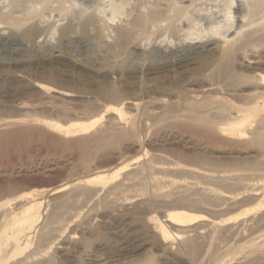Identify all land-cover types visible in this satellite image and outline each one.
Returning <instances> with one entry per match:
<instances>
[{"label":"rangeland","instance_id":"obj_1","mask_svg":"<svg viewBox=\"0 0 264 264\" xmlns=\"http://www.w3.org/2000/svg\"><path fill=\"white\" fill-rule=\"evenodd\" d=\"M145 1L131 0L105 25L107 1L62 0V13L49 9L34 20L42 31L34 39L0 26V227L33 200L42 204L28 250L104 258L81 264H264V199L251 196L264 192V126L246 125L230 140L220 131L232 130L228 122L205 107L252 111L254 96L264 106V87L236 78L264 70L244 69L248 58L264 57V46L227 60L210 34L184 40L186 30L201 32L219 20L225 0ZM8 2L0 0V13ZM23 4L14 17L32 13V0ZM175 4L189 6L185 19L160 26L139 20L133 40L118 44L115 33L138 20L140 9L165 16ZM233 12L241 21L245 5L237 2ZM201 102L206 109L196 106ZM121 104L119 120L107 108ZM95 120L90 132L72 137L46 125ZM113 136L115 143L100 145ZM125 165L106 186L82 184L94 171ZM55 189L63 190L50 196ZM180 211L201 219L185 228L165 222ZM157 220L170 238H161Z\"/></svg>","mask_w":264,"mask_h":264},{"label":"bare ground","instance_id":"obj_2","mask_svg":"<svg viewBox=\"0 0 264 264\" xmlns=\"http://www.w3.org/2000/svg\"><path fill=\"white\" fill-rule=\"evenodd\" d=\"M24 1L26 2V0H11L10 3L8 2L10 6L8 11L4 13H0V26H4V28L10 29L14 32H20V35L22 38H30V39L33 38L34 39L37 36H40L42 34V31L38 30L37 26L34 25V22H35L34 20L37 17L40 19L44 11L49 10V9L52 12L57 11L58 13H62L64 11L62 0H32V4L30 7L32 13L30 15H28L26 18L14 17L13 14L17 13V11L21 13L20 9H23V5H24L23 3H25ZM105 1L109 3V10L107 11L106 15L104 14L105 15L104 22H105V25H110L114 23L116 20H119V18L123 16L122 10L125 6L129 4L131 0H105ZM195 1L191 0V3L189 6L194 4ZM237 2H242V4H244L246 8V14L239 17L241 18V21H239V19L237 20V18L235 17V13L233 12L234 7H236L237 9ZM53 3L57 4L56 8H53L51 6ZM141 3H144V2H141ZM142 6L143 5L140 4V7ZM189 6L181 7V6L176 5V7H173V9L169 10L168 14L165 16L161 14V12H159L155 8L153 9V7H150L152 9L147 10L146 13H144L143 10L139 8L140 10L138 9L139 11L137 12L139 19L137 20L135 17V21L129 24V26L126 25L127 27H124V28L121 27V29L117 30V33H115L116 39L119 42L118 44L122 46V45L128 44V42L133 40L132 37H133L134 32L132 30L137 26L138 23L140 24L139 20L143 22L142 24L147 23V22L151 23V26H160L161 23L170 24L174 21L180 22L182 19H185V17L187 16L188 12L186 11L189 8ZM219 18H220L219 20L215 19V20L209 21L210 22L209 27L207 26H206L207 28L204 27L205 29H203L201 32L192 31L190 29L186 30L185 35H184V40L190 41V42H193V41L196 42V41H200L205 36H209L208 34H210L211 38L213 37L215 40L217 39V41L220 40L221 43L224 44V48L222 49L223 50L222 57L227 58V60L228 58H231L233 55H236L238 52L244 53L245 50L248 49L249 47L251 48V49L250 48L248 49L250 52L256 53L258 49L264 46V0H225L222 5V10H220ZM93 20L94 18L90 17L87 22L91 23L93 22ZM235 22H240V23L242 22V25L237 28V25H235ZM139 24H138V27H140ZM68 30L70 29L68 27H65V29L63 28V29H60L59 31L64 33L65 31H68ZM247 30L249 32L244 34V32H246ZM114 39H115V36H114ZM247 46L249 47L247 48ZM254 56L253 58H248V59L245 56L247 61L245 62L243 61L244 65L246 63V65L244 66L245 67L244 69L246 68L250 69L252 72V70L256 69L258 67L257 65H259L258 69L261 71V69H264L263 68L264 57H261V56L254 57ZM260 66H262L261 69H260ZM262 72L261 73L259 72V74H254L253 72L252 75H246L240 72V74L236 73L237 74L236 78L238 77L240 78V80H244L247 83H250L255 89H258L259 91V88L264 87V72L263 73ZM228 73L230 76V71H228ZM228 73L226 74L228 75ZM35 87L39 90H46L51 93L64 95L62 91L53 89V88L44 87L42 84H35ZM262 94L264 95V93ZM251 96L253 97L254 95H251ZM254 97H253V100L250 98L252 100V101L250 100L251 102L248 101L252 105V108H253L252 111H249L247 109H242V108L234 109V111H232L233 109H223L224 110L223 111V110H217V108L216 109L210 108V105H208V106H205V107H209L206 111L209 113L207 115L208 116L210 115L211 117H215V118L216 116L218 117L220 116V119H225L228 122L227 123L228 126H230L232 130L226 131L224 129H220L221 133L223 134L224 132H227L225 134L230 140L237 139L243 135L240 128L246 125L256 123L257 125L264 126V114H262L264 113V106L262 105L260 106V103L258 104L256 102L257 99H254ZM203 104L204 103L201 102V104L199 103L196 106L199 109L202 106L203 108H205L204 105H207V104H204V105ZM107 109L108 111L117 115L119 117V120L122 119V114H123L122 104L121 106L108 107ZM202 109L201 111H203ZM196 118H198V121H204V122L211 123V121L208 120L209 118L206 116V114L205 115L199 114L196 116ZM97 121L98 120L92 121L89 124L72 123L68 125H61L57 123L56 121L55 122L49 121L48 123H46V125L56 130L59 134H61V136L72 137L75 135L77 136L80 134H87L88 132L92 130L94 124ZM109 141L111 143H115L117 141V137L113 136L111 137V140H107V141L102 139L100 141V145H105ZM127 167L128 165H125L115 170L114 172H111L110 174H105V172H102V171L95 173L94 171V174L84 179L82 181V184L94 185L98 187L106 186L111 181H113L115 178H117L119 173L125 170ZM187 171H190V170L188 169ZM131 180L132 179L129 177L125 178L124 181L120 183V185L123 187H127V185L129 184V181ZM259 185H260V189H263L264 191V182H261V184ZM62 190L63 189H55L49 192L50 193L49 195L56 196ZM256 190H258V188ZM178 191H179L178 189H175L172 193L176 194L178 193ZM251 196L254 199H259L261 197L262 199H264L263 198L264 192L263 193L255 192ZM41 204H42L41 202H36L33 200H31V202L27 201V203L24 204V206L22 207L21 213H19V217L13 215L14 217H12V219L5 220L4 223L1 224V227H0V264H64L69 259H74L81 264L83 263L84 260L89 259L88 257H91L94 261H98V262L104 260V258H101L102 256H99V255L89 256L84 253H80V254L79 253L78 254L54 253V254H51V253L40 251L37 249L28 250V247L30 245L29 242H30L32 230H34L35 225L39 221L40 215L38 211H39V208L41 207ZM9 205H11V203ZM205 210L213 211V209L211 210L210 208L209 209L205 208ZM217 211H218L217 209L214 210V212H217ZM200 219L201 217L180 211V212H175L173 214L167 215L165 222L169 223L170 225L176 228H185V227L195 224ZM157 222H158V228L160 230L161 238L162 239L170 238L172 234L170 235V233L166 230V227L162 224V221L157 220ZM21 238L23 239L22 243L20 242Z\"/></svg>","mask_w":264,"mask_h":264}]
</instances>
